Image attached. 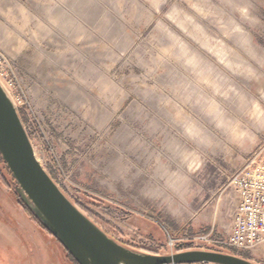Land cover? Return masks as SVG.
Here are the masks:
<instances>
[{"label":"clouds","instance_id":"clouds-1","mask_svg":"<svg viewBox=\"0 0 264 264\" xmlns=\"http://www.w3.org/2000/svg\"><path fill=\"white\" fill-rule=\"evenodd\" d=\"M0 64L58 161L177 223L212 216L192 159L264 145V0H0Z\"/></svg>","mask_w":264,"mask_h":264},{"label":"rangeland","instance_id":"rangeland-1","mask_svg":"<svg viewBox=\"0 0 264 264\" xmlns=\"http://www.w3.org/2000/svg\"><path fill=\"white\" fill-rule=\"evenodd\" d=\"M214 33L215 30H212L206 37L204 55L210 62L227 63L230 55L227 42ZM2 67L0 64V68ZM0 74L8 84L7 90L23 119L40 163L67 197L115 241L142 253L170 254L187 248H203L235 254L254 264H264V254L261 252L254 254L238 251L223 244L230 234L237 204L236 191L230 181L253 155L260 151L264 155V145L257 144L251 150L234 153L229 160L202 162L192 159L189 167L194 172L201 173L203 187L202 196L193 198V211L207 208L211 203L212 216L210 221L193 216L184 223H177L150 202L109 194L97 187L88 176L73 171L65 161H58L51 154L45 134L26 115L22 100L15 94L12 74L7 70L0 71ZM13 184L14 179L0 155V214L3 218H9L3 209L9 212L10 218H16L17 208H23L17 202ZM23 210L28 214L24 208ZM23 233L26 236L34 235L30 231ZM51 237L54 244L61 246V263L77 264L70 258L64 246L54 236ZM32 260L31 256L30 261L33 262Z\"/></svg>","mask_w":264,"mask_h":264},{"label":"water","instance_id":"water-1","mask_svg":"<svg viewBox=\"0 0 264 264\" xmlns=\"http://www.w3.org/2000/svg\"><path fill=\"white\" fill-rule=\"evenodd\" d=\"M19 114L0 80V155L14 179L12 188L35 219L79 264H254L217 250L188 248L170 254L142 253L115 241L67 197L46 171Z\"/></svg>","mask_w":264,"mask_h":264},{"label":"built area","instance_id":"built-area-1","mask_svg":"<svg viewBox=\"0 0 264 264\" xmlns=\"http://www.w3.org/2000/svg\"><path fill=\"white\" fill-rule=\"evenodd\" d=\"M0 80L7 88L8 84L1 74ZM230 185H232L236 191L237 204L234 210L230 234L227 239L223 241V244L238 251L252 252L254 254L261 252L264 254L263 151L253 155L246 164L233 175Z\"/></svg>","mask_w":264,"mask_h":264},{"label":"crops","instance_id":"crops-1","mask_svg":"<svg viewBox=\"0 0 264 264\" xmlns=\"http://www.w3.org/2000/svg\"><path fill=\"white\" fill-rule=\"evenodd\" d=\"M17 209L16 218H10L6 209L2 211L7 212L10 219L0 214V264H63L61 246L54 244L52 237L23 208ZM24 231L34 235L26 236Z\"/></svg>","mask_w":264,"mask_h":264},{"label":"trees","instance_id":"trees-1","mask_svg":"<svg viewBox=\"0 0 264 264\" xmlns=\"http://www.w3.org/2000/svg\"><path fill=\"white\" fill-rule=\"evenodd\" d=\"M17 196V195H16ZM17 202L18 204H20L27 212L29 215L32 216V218L36 221V223L44 230L47 231L51 236H53L43 225L40 221L35 219V216L33 215V213L23 204V202L19 199V197L17 196ZM65 248V247H64ZM188 249V248H187ZM66 250V249H65ZM67 251V250H66ZM68 252V251H67ZM70 258H72L77 264H79L69 252H68Z\"/></svg>","mask_w":264,"mask_h":264},{"label":"flooded vegetation","instance_id":"flooded-vegetation-1","mask_svg":"<svg viewBox=\"0 0 264 264\" xmlns=\"http://www.w3.org/2000/svg\"><path fill=\"white\" fill-rule=\"evenodd\" d=\"M33 219V218H32ZM34 220V219H33ZM35 221V220H34ZM36 222V221H35Z\"/></svg>","mask_w":264,"mask_h":264}]
</instances>
